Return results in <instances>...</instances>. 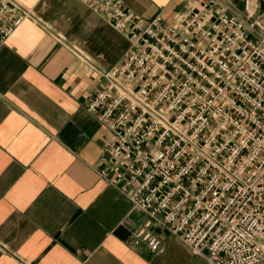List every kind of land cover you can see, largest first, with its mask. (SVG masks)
Returning <instances> with one entry per match:
<instances>
[{
  "label": "built area",
  "instance_id": "1",
  "mask_svg": "<svg viewBox=\"0 0 264 264\" xmlns=\"http://www.w3.org/2000/svg\"><path fill=\"white\" fill-rule=\"evenodd\" d=\"M81 1L130 42L86 108L114 134L98 174L147 216L133 241L158 250L157 227L205 264H264V13L183 0L168 22ZM28 15L0 0V44Z\"/></svg>",
  "mask_w": 264,
  "mask_h": 264
},
{
  "label": "crops",
  "instance_id": "2",
  "mask_svg": "<svg viewBox=\"0 0 264 264\" xmlns=\"http://www.w3.org/2000/svg\"><path fill=\"white\" fill-rule=\"evenodd\" d=\"M15 1L29 15L0 44V264H205L162 228L158 250L135 243L146 214L98 174L114 134L87 99L130 47L125 32L81 0ZM120 1L144 19L184 10L183 0ZM250 6L264 13V0Z\"/></svg>",
  "mask_w": 264,
  "mask_h": 264
},
{
  "label": "snow or ice",
  "instance_id": "3",
  "mask_svg": "<svg viewBox=\"0 0 264 264\" xmlns=\"http://www.w3.org/2000/svg\"><path fill=\"white\" fill-rule=\"evenodd\" d=\"M32 2L34 3V2H35V0H32Z\"/></svg>",
  "mask_w": 264,
  "mask_h": 264
}]
</instances>
